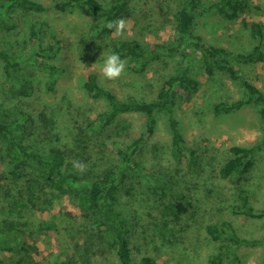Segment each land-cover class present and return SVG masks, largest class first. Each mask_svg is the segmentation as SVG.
<instances>
[{
    "label": "rangeland",
    "instance_id": "rangeland-1",
    "mask_svg": "<svg viewBox=\"0 0 264 264\" xmlns=\"http://www.w3.org/2000/svg\"><path fill=\"white\" fill-rule=\"evenodd\" d=\"M33 1L45 6L46 11L5 10L6 5L0 0V50L14 58L24 56L29 27L37 24L44 46L50 45L52 38L61 42L57 57L50 60L59 68V74L49 89L46 73L21 66L18 74L33 83L34 92L29 98L17 99L6 92L0 69V117L17 118L22 124L21 114L29 115L33 127L27 140L40 154L50 155L49 158L60 155L65 174L93 180L119 165V157L111 148L137 138L145 130L147 118L137 113L121 114L104 132L92 133L88 124L107 106L102 100L86 96L82 82L94 72L103 86L121 100H154L166 76L177 71L176 54L165 53L160 61L150 63L144 73H138L134 63L126 61L124 71L112 80L100 74L99 65L119 40L176 48L177 0H127V10L120 18L126 27L119 35L114 30L99 38L89 31L93 18L78 11L61 13L54 9V4L62 0ZM98 1L106 4L108 0ZM210 1L213 0H203L205 4ZM249 3L248 11L234 22L224 20L213 10L198 15L197 35L210 44L247 53L252 46L248 26L258 23L264 47V0ZM186 57L190 75L200 82V89L189 101L177 100L174 115L185 146L194 151L196 164L190 166L185 154L179 159L172 157L166 116L156 115L153 137L139 152L140 165L149 175L128 171L116 194L118 213L130 226L128 239L134 263L148 256L156 264H210L222 242H213L206 234L209 224L229 222L241 238L260 239L264 235V218L246 219L231 212L238 204L240 191L253 207L264 206V149L255 154L253 169L241 181L236 175L222 179L219 174L230 147L253 146L262 140L264 129L257 107L213 115L215 103L240 99L244 90L217 72L207 78L199 53L188 50ZM234 67L264 93V64ZM74 161L84 164L83 171L73 168ZM1 171L2 178L8 175ZM10 178L1 183L0 245L7 247L0 249L1 260L6 264H83L84 258L99 248L104 254H97L86 264H116L110 235L99 237L92 233L82 210L49 186L45 170L33 166L16 183ZM28 189L34 195L27 193ZM185 202L190 207L177 218L171 208ZM17 235L24 242L15 247L11 242ZM87 247L92 251L86 255L83 249ZM238 255L236 264H262L264 246L242 247ZM94 258H98L97 262Z\"/></svg>",
    "mask_w": 264,
    "mask_h": 264
},
{
    "label": "trees",
    "instance_id": "trees-1",
    "mask_svg": "<svg viewBox=\"0 0 264 264\" xmlns=\"http://www.w3.org/2000/svg\"><path fill=\"white\" fill-rule=\"evenodd\" d=\"M7 9H18L25 13H43L45 6L33 0H3ZM127 0H108L106 4L98 0H62L54 4V9L61 13L78 11L94 19L89 31L96 37H106L114 32V29L106 27L107 22L119 20L127 10ZM249 0H213L205 4L203 0H177V9L174 14V30L177 42L176 48L167 49L153 43L142 45L136 40H119L112 46L111 52L118 53L124 62L134 63L138 73H144L150 63L161 60L165 53L176 54L178 58L177 71L169 74L163 80L157 90L154 100L139 102L133 99L121 100L116 94L105 88L94 72L87 74L81 88L85 95L93 100H102L107 108L92 120L87 129L96 133H102L109 128L121 114L137 113L146 116L145 130L129 144L114 145L111 149L119 157V165L105 170L93 180L78 179L75 176L65 174L61 170L63 157L49 158L40 154V151L27 140L33 127V121L27 114L22 113V124L17 118L6 119L0 117V199L1 183L19 181L27 175L33 166H37L48 173V184L60 196L69 197L83 212L92 233L97 236L110 235V248L113 251L116 264H156L153 258L145 256L134 263L131 256L128 234L129 223L122 218L116 208V194L120 184L127 178L126 173L141 171L149 175V171L143 169L139 161L140 150L149 143L155 132L156 115L166 116L168 129L171 136L170 150L175 159L183 154L187 157L190 166L196 164L194 151L185 146L179 121L175 118L174 108L177 100L189 101L199 91L200 82L190 75L186 52L191 50L201 56L202 69L207 78H212L215 73H220L225 79L239 84L244 90L240 99L231 102H218L212 106L213 115L228 114L239 111L242 108L255 105L260 124L264 129V93L252 82L241 75L234 65L251 66L264 64L263 34L258 23H251L249 28L251 48L247 53L233 52L222 46H216L203 40L197 35L196 18L204 12L213 10L218 16L228 22H234L249 9ZM1 5L0 7H2ZM61 42L56 38L51 39V44L43 45L40 29L37 24L29 27V44L27 52L20 58H14L7 52L0 50V69L2 71V83L6 92L13 98H29L34 92L33 83L21 78L18 69L21 66H31L48 75L47 88L52 89L59 68L51 64L50 60L57 57L60 52ZM23 134V135H20ZM27 136V137H26ZM264 149V131L260 143L253 146H232L229 148V157L220 168V177L228 179L236 175L241 181L254 167V156ZM12 154V155H11ZM8 172V173H7ZM30 188V186H29ZM27 193L34 195L30 189ZM231 212L235 216L246 219L260 220L264 218V206L261 209L253 207L243 191H240ZM183 201V199H181ZM190 204L177 203L171 208V212L178 218L188 211ZM206 234L213 242H222L217 252L209 260L210 264H236L239 261L238 250L242 247L255 248L264 246V235L260 239L241 238L229 222L209 224L205 228ZM21 234V233H20ZM23 237L17 235L11 244L15 247L23 243ZM7 249L1 246L0 249ZM87 255L92 251L91 247L84 248ZM104 252L97 248L88 258H84L83 264L89 262L96 255ZM93 259V258H92ZM98 258H94L97 262ZM0 264H6L0 259ZM57 264H64L59 262ZM65 264H70L69 261ZM264 264V263H262Z\"/></svg>",
    "mask_w": 264,
    "mask_h": 264
},
{
    "label": "clouds",
    "instance_id": "clouds-1",
    "mask_svg": "<svg viewBox=\"0 0 264 264\" xmlns=\"http://www.w3.org/2000/svg\"><path fill=\"white\" fill-rule=\"evenodd\" d=\"M108 29H114L116 34L119 35L121 30L126 27L125 21L119 19L116 21H109L106 24ZM125 69V62L121 59L120 55L115 52H109L99 65L100 74L108 80L117 78ZM73 168L78 171H83L84 164L79 161H74L72 164Z\"/></svg>",
    "mask_w": 264,
    "mask_h": 264
}]
</instances>
